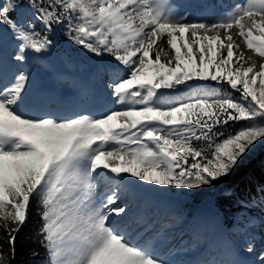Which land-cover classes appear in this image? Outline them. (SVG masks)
<instances>
[{
	"label": "snow or ice",
	"instance_id": "1",
	"mask_svg": "<svg viewBox=\"0 0 264 264\" xmlns=\"http://www.w3.org/2000/svg\"><path fill=\"white\" fill-rule=\"evenodd\" d=\"M21 2L0 0V35L16 41L15 61L49 49L46 33L66 26L75 45L109 55L125 75L109 85L122 107L99 116L19 111L24 72L0 87V230L8 245L0 243V264L15 256L33 198L49 264H168L113 226V215L127 214L122 186L135 178L199 189L229 175L264 140V0L237 3L212 23L177 16L167 0H26L30 15L17 13ZM209 82L226 84L239 99ZM181 85L190 92L182 100L159 91ZM230 121L248 123L218 130ZM101 174L108 181L102 194L95 192ZM253 250L248 243L245 251ZM258 261L264 264V251Z\"/></svg>",
	"mask_w": 264,
	"mask_h": 264
},
{
	"label": "rangeland",
	"instance_id": "2",
	"mask_svg": "<svg viewBox=\"0 0 264 264\" xmlns=\"http://www.w3.org/2000/svg\"><path fill=\"white\" fill-rule=\"evenodd\" d=\"M201 1L202 0H177L173 4L170 1L169 5L172 7L174 13L177 16H183L185 19H188V18H193V15L195 13H197L196 8L201 9V8H204L205 6H209V3L211 0L210 1L207 0V2H203V3ZM243 2H244V0H233L232 2H230V4H227L224 7L216 6V7H214L213 10H210L207 13L206 20H203V21L208 22V23L215 22L217 19H219L225 13V11L231 10V8L235 6V4L243 3ZM19 13L28 14V15L31 14V12L29 10H24L23 12H19ZM232 31L235 32L236 30L233 29ZM2 38H5L6 45L8 48L7 52L10 55V57H9L10 60H14L13 57L15 56V53H16V41H12L13 38L11 37L10 33H8V32H4L2 35H0V41L2 40ZM55 38H56V33H55ZM65 40L67 41L68 46L70 48H73V50H75V51L76 50L86 51L85 49L81 48L80 46L75 45L68 38V36L65 38ZM237 41L240 43L241 48L245 47L242 39L237 37ZM205 42L207 43V41H204V43ZM64 47L66 48V46H64ZM65 48H61V51L64 54L63 57L55 54L56 58L51 59V62L56 60L55 61L56 65L60 66L58 68V72H60V73H57L55 68H51L55 64L48 65V67L50 69H46L49 73L53 74L55 76V78H58V76H60V75L63 76V73L66 70L64 67L68 66V58L70 57L71 53L69 52V50H67ZM86 52H87V55L90 56V59L88 61L83 60L82 62H91V63L95 64L97 67L96 72H95V69H93V68L91 69L92 74L90 76L91 78H93L95 80L96 89L99 87L106 88L105 84L103 83V79H104L103 77H111L112 76L114 78L116 75H120V76L125 75V72L122 69V67L120 65H118L117 62H115L109 55L104 54L103 56H96L92 53H89L88 51H86ZM8 53H7V55H8ZM28 53L30 55H32V57L36 56L38 58V56H39V53H34L32 51H29L26 53V57L28 56ZM49 53L52 54L51 52H49ZM246 53H247V55L253 56V59L256 61L257 65L260 62H262V58L254 55L250 50H246ZM39 60H40V63L44 62L42 59H39ZM13 64H14V62H13ZM20 66H24V63L15 61V67L18 69V73H20V70H19ZM233 67H235V65H233ZM88 73H89V68L83 70L81 74L87 76ZM26 75H28V74H26ZM65 78H67V79H63L64 83H68L67 81H69V78L68 77H65ZM30 82L31 81L29 78L28 83H27L28 88H32V86H29ZM200 83H202V82H200ZM258 86L259 85L257 84L256 87H258ZM164 90H167V89L159 90L161 95L177 100V98L179 97V95L181 93L186 92L187 88H185L183 85H181L180 89H178L176 91H172V94H170V95H166ZM110 94H111V90H110ZM189 94H190V92H189ZM108 97H110V96L108 95ZM114 101H115V99H114ZM108 103H110V102H108ZM89 109H92V108H87V106H85V108H84L85 111H87ZM61 110H62V105L59 102L55 103L52 106V112L60 113ZM71 111H72V109H70L69 112H71ZM108 111H110V109H108ZM67 112L68 111H66V113ZM36 116H39V115H36ZM247 123L248 122H246L245 126H247ZM263 156H264V140H261V141H258L256 146L250 152H248L240 161L249 160V159H256V160L258 159L259 161H263L264 160ZM132 179L134 180L135 183L136 182L140 183V186H139L140 188H141V185H142V187H145L146 185H147L146 187H148L149 183L138 181L135 178H132ZM219 185H220V183L217 186H219ZM152 187L155 190H158L160 192L164 191L166 193H172V194H175L178 196L180 194V196H183L185 198L187 197L189 200H192L195 203L194 204L195 208L197 207V203H198L196 201L203 199V198H209L210 202L215 203L216 198H217V194H218L217 192H219L217 190L218 188L217 187L214 188V187H212V185L202 186L199 189L176 188L175 186H159V185H154V184H152ZM220 187H222V185ZM225 188L226 187L224 186V189ZM125 192L127 193V191H125ZM126 193H124V195ZM123 198H125V197H123ZM182 199L185 200L184 198H182ZM128 201H130V200L128 199ZM263 211H264L263 201L261 199H254L252 201V203L250 204V211L245 210L241 217H237V220H240V222L246 226L245 233L243 234V239L238 244V245H241L239 247V249H240L239 252L244 253L243 251H245L247 244L252 243L254 246L253 252H251V253L247 252L249 255L248 258L251 260L252 264H259L258 255L260 252L264 251V231L261 228V226L263 225V221H264ZM184 221H186V220H184ZM114 227H115V225H114ZM232 227L236 228L237 226L233 225ZM130 228H131V226L129 228H125V229L130 230ZM180 232H182V230ZM182 238H183V235H181V237H180V239H181L180 242L184 241ZM180 242L176 243L177 249L179 247L178 245L180 244ZM197 247L192 249V250H196ZM172 249H174V248H172ZM179 252L180 251H178V250H176L175 252L173 250V252H171V254H169V255L176 257ZM163 256H168V254H163ZM175 257L173 259H175ZM170 260L172 261V258Z\"/></svg>",
	"mask_w": 264,
	"mask_h": 264
},
{
	"label": "trees",
	"instance_id": "3",
	"mask_svg": "<svg viewBox=\"0 0 264 264\" xmlns=\"http://www.w3.org/2000/svg\"><path fill=\"white\" fill-rule=\"evenodd\" d=\"M21 6L28 7L26 0H22ZM35 23L37 26L36 29H38L40 24L38 21ZM56 26L53 25V28ZM40 31L43 32L44 28ZM50 32L46 33L47 36H50ZM216 86L221 93L239 99V93L226 84ZM245 123V121H230L226 126H222L218 130L225 134L234 133L240 130ZM263 161H259L258 159L239 161L238 165L229 175L211 184L212 187L218 188L217 190L219 192H217L215 203L224 220H229L233 211L240 209L246 202L256 197L264 198ZM219 183L220 185L217 186ZM221 185L227 186L228 190L226 192L222 191L223 188L220 187ZM190 201L193 202L192 200ZM38 208V202L33 198L28 210L27 221L16 233L15 256L11 259V264H49L48 251L41 243L43 237L40 234V228L43 222ZM5 238L6 234L3 230H0V243H3L4 249L7 250L8 245L4 243Z\"/></svg>",
	"mask_w": 264,
	"mask_h": 264
},
{
	"label": "bare ground",
	"instance_id": "4",
	"mask_svg": "<svg viewBox=\"0 0 264 264\" xmlns=\"http://www.w3.org/2000/svg\"><path fill=\"white\" fill-rule=\"evenodd\" d=\"M170 1L172 2L174 0H169L168 1V4L170 3ZM200 13L202 14L203 12L200 11ZM195 14H197V13H195ZM162 43L164 44L165 49H167L168 46L166 44V39H165V41H162ZM178 43L182 45L183 44V41H178ZM204 44L207 45L206 42ZM8 60H9V57H7V61ZM7 67H10L11 68V66H7ZM12 72H14V70ZM38 93H39V91H38V88L37 87H35V88L34 87H32V88H28L27 87L25 93L23 94V98H22V100L20 102L19 111L25 113L28 116H31L33 112H31L28 109V107L26 106L27 104H25L23 102V100L25 98H28V100H29L28 104L29 103H33V102L37 101L36 95ZM46 94H47V96H49V93H46ZM70 97L72 99L71 104H70V106H66L65 107L66 111H68L67 113H71L74 110L77 111L79 109V102L77 100V98L79 97V92L73 93ZM51 105H52V103H48V107L50 109H52ZM87 108H91V107L90 106H87ZM47 109L45 108V110H47ZM70 109H72L71 112H69ZM84 112L91 113L92 115H96L97 114L92 109H89L87 111L84 110ZM100 181H101V178L99 176L98 179H97V181H96V184L99 183ZM132 183L135 184L134 180H132ZM137 186H140V183H137ZM146 186L145 187H142V185H141V189H143L146 192H152L154 195H158V194L165 193L164 191L163 192H160L158 190H155L152 187V184H148V187H146ZM105 188L106 187H104V186L101 185L100 188H98V189H99V191H103ZM125 191H127V190H122L120 203L121 204H126L127 205V212H129L132 209V202L131 201H128V199L130 200V198H129L128 195H126V194L124 195V193H126ZM175 196L176 197H179L178 195H175ZM123 197H125V198H123ZM200 208L201 207L198 206L197 209H200ZM111 221L114 222L113 223V226L115 225V227H117V228H124L125 229V228H129L130 226H132V222H125L122 219V217H116L115 215H113L111 217ZM175 224H178V225L174 226ZM185 224H186V221H183V223H177L176 221H174V220L171 219L168 223L165 224L164 227H161V228H158V229L152 228L153 226L151 225L150 226V229H152L153 235L152 236H146V237H144V240H148L149 242H152L154 239H156V249L157 250L154 252L153 255L158 256V257H167V256H163V254H168V257H170V259L172 258V261L170 260L172 264H182V263H184L186 261V259H187V256H186V254H188L187 252H189L190 250L196 248L199 245V240H197V239L194 240L191 237H190L191 238L190 241L187 242V243H182L183 241L180 242L181 241V239H180L181 235H183V238H182L183 240H186V241L188 240L187 239V237H188L187 235H189V234L188 233H185L184 234V232H183L184 227H185ZM181 230H182L183 233L180 232ZM222 230H223V228H222ZM224 231L226 232L225 229H224ZM139 233H140V231L137 232L133 236L129 235L130 236V239L132 240V239H134V237H138V234ZM178 242H180L181 244H179V247L177 249L176 248V246H177L176 243H178ZM172 248H174V249H172ZM173 250H174V252L176 250L180 251L176 257L175 256H172V255H169V254H171V252H173ZM174 257H175V259H173ZM190 264H194V263L191 262Z\"/></svg>",
	"mask_w": 264,
	"mask_h": 264
},
{
	"label": "water",
	"instance_id": "5",
	"mask_svg": "<svg viewBox=\"0 0 264 264\" xmlns=\"http://www.w3.org/2000/svg\"><path fill=\"white\" fill-rule=\"evenodd\" d=\"M200 205H202V206H207V205H209V202L205 199V200H202V201L200 202Z\"/></svg>",
	"mask_w": 264,
	"mask_h": 264
}]
</instances>
